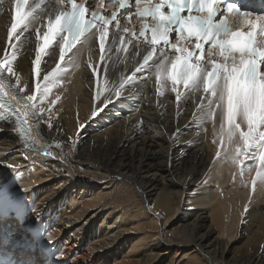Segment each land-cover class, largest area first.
Wrapping results in <instances>:
<instances>
[{
  "label": "bare ground",
  "instance_id": "obj_1",
  "mask_svg": "<svg viewBox=\"0 0 264 264\" xmlns=\"http://www.w3.org/2000/svg\"><path fill=\"white\" fill-rule=\"evenodd\" d=\"M61 10L60 5L50 1L40 9L29 6L24 12L28 14L27 26L19 27L9 42L12 2L0 0V59L4 58L6 45L9 57L13 50L16 52L13 61L16 76L9 78L4 73L0 74V79H4L16 95L17 77L21 94H30L34 89L37 80L33 60L42 42L37 29L42 37L49 19L53 20ZM110 34L102 66L105 71L98 79L101 84L106 79L108 88L113 90L123 83L121 96L113 95V102L92 116L93 109L103 107L104 96L112 93L101 88L100 100H95L97 78L90 65L99 60V49L95 44L96 36L82 39L57 70L58 84L49 94V100L57 96L59 100L53 105L45 100L41 105L46 110L51 109L52 118L57 120L28 118L31 128V121L35 123L31 136L38 152L26 147L15 123L0 125V193L17 191L25 197L26 209H31L27 211L23 230H27L28 221L32 223L42 217L47 220L50 224L47 240L56 247V264H154L158 255L154 251L162 246L163 236L167 244L164 233L167 219L178 212L182 215L179 224L185 229L177 242H168L170 246L190 248L179 260L225 264L224 254L234 240L242 217L246 219L242 225L251 222L255 226L258 221V230L264 232V184L261 182L264 177H258L256 168L251 174L247 172V167L255 162L251 159H243L237 165L224 158L221 142L213 135L212 121L202 118L199 110L200 93L186 92L179 102L170 91L159 95L154 76L159 51L149 65L136 72L146 45L132 41L129 52L123 56L122 50L118 51L123 46L115 42L116 33ZM129 39L131 37L127 36ZM137 44L138 49L134 47ZM57 52L58 45H54L40 54L41 80L55 68ZM149 66H153V71H149ZM44 115L47 116V112ZM51 144L58 150L49 151L51 158L53 153L56 157L53 160L41 158L39 154L47 147L53 149ZM218 150L220 157L216 156ZM241 168H244L243 178ZM16 170L23 174L22 178L19 182L16 180L17 183L8 182ZM65 170L71 174L63 177ZM53 173L61 176L60 181L53 188L44 187V180ZM212 180L214 187L218 183L219 189L212 188L213 191L205 193L211 186L204 183ZM231 180L235 181V186L226 191L224 187ZM92 181L95 184L89 193L105 181L109 182L107 192L101 193L110 195V201L106 198L102 201V196L98 195L93 200H85L79 193L75 194L82 184L86 186ZM20 183H23L22 188ZM198 186L196 193H192ZM70 196L72 199L66 207ZM207 204H211L208 216L206 210L192 209ZM95 207L97 212L92 213ZM102 214H106L105 218L99 222ZM209 218L208 232L203 233ZM159 222L165 223L162 231ZM190 225L193 228L188 233L186 228ZM215 231H218L216 244L210 246L207 236ZM136 233L141 238L137 246L130 247ZM248 233L250 246L234 264H264V246L252 241L261 233L253 235L252 228ZM225 236L228 241L224 240ZM24 256L31 257L35 264H42L37 252H25Z\"/></svg>",
  "mask_w": 264,
  "mask_h": 264
},
{
  "label": "snow or ice",
  "instance_id": "obj_2",
  "mask_svg": "<svg viewBox=\"0 0 264 264\" xmlns=\"http://www.w3.org/2000/svg\"><path fill=\"white\" fill-rule=\"evenodd\" d=\"M112 2L122 8L134 7V15L141 19L151 16L156 21L154 26L144 23L139 38H145V33L151 32V38L143 40L151 46L148 54L143 57V65H149V61L157 54L158 43L162 42L164 46L156 56L155 65L158 67L154 68L159 95L163 96L165 91H170L179 102L186 92L200 93L199 110L202 118L212 121L213 135L221 142L224 158L231 159L237 165L241 164L243 159H251L255 164L249 165L247 172L251 174L256 168L258 177H264V15L241 12L228 0H220L225 4L223 10L218 7V0H159L158 3L146 7H141L144 0H135L134 5H126L125 0ZM59 3L63 5L65 0H59ZM67 3L69 10H61L54 20L49 19L47 31L42 37L37 29V36L42 42L33 60V72L37 80L34 89L30 94H21L19 78L16 79L17 87L14 90L36 121L51 116V109L41 107L45 100H48L50 105L59 100V96L55 100H49V94L57 87L56 77L60 64L57 63L56 68L41 80L40 55L57 38L60 40L59 61L63 62L66 55L80 42L81 37H95L97 34L99 36V60L90 65L93 76L97 78L95 100H100L101 88L112 94L104 96L101 101L103 107L97 106L93 109V117L113 102V95L117 98L121 96L123 83L113 90L108 88L106 79L103 84L98 79L105 71L102 66L106 61L105 38L109 36L107 26L116 21L117 27H120L116 13L109 19L100 16L99 20L103 23H98L97 13H90L92 19H86L88 9L78 4L77 0H67ZM23 4H27V0H15L13 23L8 32L9 42L19 27L27 26L25 21L28 14H21ZM185 12L187 15H184ZM229 13L234 14V27L228 18ZM217 16L220 17L219 20L216 19ZM127 18L130 20L131 16ZM244 25L247 26V31L243 30ZM173 32L176 33V42L170 43ZM122 33L136 35L126 27L122 29ZM258 33L261 36L259 41ZM114 35L115 42L122 46L132 43L131 39L125 41L124 35L120 33ZM208 42L211 43L205 53L204 45ZM134 47L138 49L139 45ZM120 50L126 48L118 49ZM15 59L16 52L13 50L9 57L6 45L4 58L0 59V74L7 73L9 78L16 76L13 68ZM142 67L137 68L136 72H141ZM149 71H153V66H149ZM3 109H7L15 117V123L29 141L30 147L35 146L30 135L28 117L7 98L4 79H0V110ZM45 112L47 116L44 115ZM83 126L81 124V128ZM49 127L52 125L49 124ZM213 143H216V140H213ZM252 149L255 151H251ZM216 156L220 157L221 151L218 150ZM240 175L243 178L244 168H241ZM261 182L264 184V180Z\"/></svg>",
  "mask_w": 264,
  "mask_h": 264
},
{
  "label": "rangeland",
  "instance_id": "obj_3",
  "mask_svg": "<svg viewBox=\"0 0 264 264\" xmlns=\"http://www.w3.org/2000/svg\"><path fill=\"white\" fill-rule=\"evenodd\" d=\"M130 79H131V77H129V81H130ZM5 87H8L6 84H5ZM8 89H9V87H8ZM9 93H10V95L11 96H13L14 98H16V95H14L12 92H10L9 91ZM21 103V102H20ZM18 105H19V107L21 108V110L22 111H24V113L28 116V118L30 119V120H34V118L33 117H31L32 115H31V113L28 111V109H26V108H24L25 107V105L24 104H19L18 103ZM27 110V111H26ZM57 119H54V118H52V116H50V117H48L47 119H46V122H53V121H56ZM32 122V125H33V129H36L35 128V123H34V121H31ZM31 125V126H32ZM33 131H35V130H33ZM51 145H53V144H51ZM47 150L46 151H58V150H56V147L53 145V149H49V147H47L46 148ZM35 153V152H34ZM40 157L41 158H43V159H49V158H51V155H44V152H41L40 154ZM53 158L54 157H56V155L53 153V156H52ZM53 158H51L52 160H53ZM26 161H29L28 160V158H26ZM255 164V162H252L251 163V165H254ZM9 169H7V171H8ZM234 170H236V169H234ZM47 171V170H46ZM20 173L16 170L14 173H12L11 174V176H10V178H9V180H8V182H12V183H17V182H19V179H21L22 178V175L23 174H20ZM54 174H56V173H53V175L51 176V178L49 177L48 179H46L47 178V175H46V177H44V179H46V180H44L45 182H44V187L46 186V188L48 187V188H53V187H55L56 186V184L60 181V178H61V176H68V175H70L71 173H69V171L67 172L66 170L65 171H63V173H62V175L59 177V176H57V175H54ZM17 180V182H15ZM117 181H119L120 182V180H117ZM213 182H214V180H212V181H210L209 183L208 182H206V183H204V186L206 185V186H211V187H209V188H207L206 189V192L205 193H208V191H213L214 189H216V188H218L219 186H218V183L216 184V187H214V184H213ZM95 183H94V181H92L89 185H84V184H82L81 186V189H80V191H78L77 193H75L76 195L78 194L80 197H83L85 200L87 199V200H93L97 195L98 196H102V201L106 198L107 200H109L110 201V195H103L101 192H107V189H108V184H109V182L108 181H105V183L104 184H102V185H99L98 187V189H94V191H92L91 193H89V190L91 191L92 189H90V187L92 186V185H94ZM208 184V185H207ZM42 186H43V184H42ZM201 186V185H200ZM235 186V181H230L229 183H227L226 185H225V187L224 188H226L227 190L226 191H230L233 187ZM19 187H23V183H20L19 184ZM89 188V189H88ZM199 188V186L198 187H196V188H193V190L191 191L192 193H196V190ZM212 188H213V190H212ZM221 188V187H220ZM87 189V190H86ZM219 189V188H218ZM97 193V194H96ZM213 193V192H212ZM77 195V196H78ZM72 199V196H70L68 199H67V201L65 202V205H66V207H67V203H69L70 202V200ZM248 202H249V199L247 200V202H246V204H248ZM210 206H211V204H207V205H202V206H200V207H198V206H196L195 208L193 207L192 209L194 210H206V211H208V213L206 214L207 216L209 215V208H210ZM65 207V206H64ZM205 208V209H204ZM89 209V208H88ZM94 209H96L95 211H93L92 213H96L97 212V207H95ZM188 209V208H187ZM105 215L106 214H102L101 215V217H100V220H99V222H103V220H104V218H105ZM230 219V216L228 217V220ZM181 220H182V215H180V212H178L174 217H172L171 219H167V226L165 227V229H164V227H163V225L165 224L164 222H159V228H160V230L162 231V229H164V233H165V235L167 236V240H166V242H167V244L164 242L165 241V239L166 238H164V236L162 237V242H161V247H159L158 249H157V251H154L155 253H158V255H157V259H155V261H154V264H195V261L194 260H189V259H185V260H182V261H180L181 260V258H182V255L184 256V254H187L188 252H190V248L189 247H187L186 245H172V246H170L171 244H169V242L170 241H172V242H170V243H175V242H177V238L179 237V234L180 235H182V232L184 231V229H185V227H183V226H181V224H179V223H181ZM245 220L246 219H244L243 217L241 218V222H240V224L238 225V227H237V229L238 230H236V234H235V237H234V240L231 242V245L229 246V249H228V251L226 250V253L224 254L225 255V258H224V261H225V264H234V262H237V261H239V258H240V255L245 251V250H247L248 249V246H250V242H249V233H248V231H249V229L250 228H252V230H253V235H255L257 232L258 233H261V234H258V236H257V238L255 239H253L252 238V241H253V243H255V245H257L258 244V246H264V232H262V231H259L258 229L260 228V225H259V223H258V221H256V223H255V226H254V224H252L251 222H246V224L244 225H242V221L243 222H245ZM247 221H248V218H247ZM207 223H206V226H204V228H203V233H205V232H208V226H210V224H211V219L209 218L208 219V221H206ZM249 224V225H248ZM248 225V226H247ZM100 226V225H99ZM242 226H243V228H242ZM251 226V227H250ZM244 227H245V229H244ZM249 227V228H248ZM254 227V228H253ZM192 228L193 227H191V225L190 226H188L187 228H186V231L188 232V233H191L192 231ZM177 231V232H176ZM257 231V232H256ZM252 232V231H251ZM163 233V234H164ZM218 236V231H215V232H212L211 233V235H208L207 237H208V239H209V241L207 242V243H209L210 244V246L211 245H215L216 244V237ZM263 236V237H262ZM136 237V239H135V241L133 240V243L130 245V247L132 246H137L138 245V241H139V239L141 238V235L140 234H138V233H136L135 235H133V238H135ZM255 237V236H254ZM170 240V241H169ZM224 240L226 241H228V237H224ZM255 240V241H254ZM169 241V242H168ZM215 242V243H214ZM137 243V244H136ZM257 243V244H256ZM261 244V245H260ZM127 251H128V249H127ZM127 251L125 252V253H127ZM185 251V252H184ZM221 252H222V249L220 250ZM177 253H179L178 254V256H177ZM111 254V253H110ZM162 254V255H161ZM112 255V254H111ZM110 255V256H111ZM204 257H206L205 255H204ZM207 258V257H206ZM180 259V260H179ZM157 261V262H156ZM161 261V262H160ZM115 263V262H114ZM56 264V263H55Z\"/></svg>",
  "mask_w": 264,
  "mask_h": 264
}]
</instances>
